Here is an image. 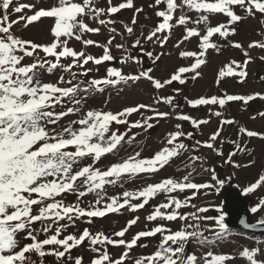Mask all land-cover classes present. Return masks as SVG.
<instances>
[{
  "label": "snow or ice",
  "instance_id": "6c2138e0",
  "mask_svg": "<svg viewBox=\"0 0 264 264\" xmlns=\"http://www.w3.org/2000/svg\"><path fill=\"white\" fill-rule=\"evenodd\" d=\"M125 11L132 14L128 20L123 18ZM12 13L17 14L15 19ZM141 16L145 21L155 17L156 22L149 27L140 22ZM220 16L224 21L213 24L212 18ZM247 19L257 22L258 35L264 38V0H150L146 6L136 0H55L49 5L40 0H0V264H44L47 256L54 257L56 264H232L237 258L245 264H264V240L255 241L251 248L242 247L236 255L208 250L198 256L187 251L193 243L211 249L231 235L222 208H216L218 215L209 216V207L193 201L201 190L224 183L215 167H205L213 162V156L236 169L257 163L244 139L264 141V132L248 129L225 112L230 102L247 105L257 99L264 101V92L224 91L189 98L181 96L184 88L177 85L202 78L201 69L209 63L210 50L221 55L225 47L239 49L245 59L224 64L217 72V86L226 78L245 83L248 65L254 60L250 50H264V39L246 47L230 39ZM44 20L52 21L48 42L24 38L14 30L15 26L28 30ZM178 27L183 28V35L173 46L178 57L188 63L166 78L157 77L158 62L171 52L155 49H164ZM94 35L105 38L95 40L91 38ZM193 39L198 42L196 50L181 48ZM72 41L81 47L70 46ZM90 47L101 49V54L90 53ZM113 49L120 51L119 57ZM259 59L264 62V56ZM126 66L133 70L125 72ZM45 74L57 78L45 82ZM142 81L151 88L147 102H133L115 111L89 105L90 98L114 89L120 94ZM169 89L171 94H162ZM185 106L205 109V116H193L184 111ZM134 114L138 118L130 119ZM72 116L76 118L66 126L60 123ZM257 117L264 119V111L251 119ZM214 118L215 130L206 139L196 138ZM173 120L176 122L161 141L164 146L150 157L135 151L106 169L95 166L102 157H118L124 145L133 144L140 135L134 129L147 133L160 121ZM185 123L191 130H185ZM114 125L124 126L125 131L119 127L113 130ZM231 126L238 129L235 139L223 135ZM225 144L232 146L227 154ZM185 154L189 161L186 174L146 182L119 195L107 194L108 186L123 188L126 182L154 177ZM239 154L249 157L247 163L235 159ZM85 160L91 163L82 164ZM200 171L208 173L213 183L196 182ZM258 189H264V174L243 188V194L248 196ZM67 195L75 200L66 202ZM89 195L94 200H86ZM161 196L145 217L152 227L129 235L140 221L139 215H132L118 231L94 230L96 220L124 211L138 213ZM250 211L264 214V198ZM176 221L182 223L173 230L170 224ZM205 221L214 223L204 225ZM241 223L245 228L257 226ZM258 223L264 226V218ZM80 224L88 226L80 229ZM208 232L212 235H206ZM156 237L159 240L153 252H135L149 247L142 241ZM81 248L91 253L87 259L82 254L73 255V250ZM110 248L121 251L113 255Z\"/></svg>",
  "mask_w": 264,
  "mask_h": 264
},
{
  "label": "rangeland",
  "instance_id": "374dc122",
  "mask_svg": "<svg viewBox=\"0 0 264 264\" xmlns=\"http://www.w3.org/2000/svg\"><path fill=\"white\" fill-rule=\"evenodd\" d=\"M20 3H34L36 0H19ZM55 0H40V3L43 5H49L54 3ZM150 0H136L137 4L147 5ZM31 14V13H28ZM179 14V13H178ZM131 12L125 11L123 13V18L128 20L131 17ZM194 15V14H193ZM17 14L12 13V18L15 19ZM224 17H216L212 18V23L216 24L217 22H223ZM140 22L143 24H147L152 26L156 22V18L153 17L151 21H145L141 16ZM52 23L50 20H44L42 24H37L33 27H30L28 30H24L20 26H15L14 30L18 35H22L24 38L33 39L37 42H48L50 40L49 35V25ZM183 28L178 27L174 30V34L169 40L168 44L164 49H160L157 47L155 49L156 52L165 51L171 52V55H166L162 57L161 61L158 62L154 75L157 77L166 78L171 72H173L177 67L184 66L188 63V61L180 59L178 57V50L174 48V44L182 38ZM260 31V26L257 24L255 20L247 19L242 21L237 28L238 34L230 37V39L234 42H240L245 47L248 43L252 41L264 39L258 32ZM95 40H103L105 37L94 35L91 37ZM119 39V38H118ZM220 43H224L223 41H219ZM197 41L195 39L191 41H186L185 44L181 45V48L186 50H196L197 49ZM70 46L79 49L81 45L78 42L72 41L70 42ZM88 51L92 54L100 55L101 49L90 47ZM113 54L117 57L120 56V51L113 49ZM250 55L254 58L252 62L248 65V77L245 83H239L235 78H226L223 80L219 86L216 84V77L218 70L224 66L229 60H237L243 62L245 57L239 49H235L233 47H225L223 53L221 55H217L216 53L210 50L209 53V63L207 66L201 69L202 78H197L195 81L189 80L185 86L183 87L184 91L181 93V96L187 95L189 98H195L201 95H220L224 91L228 94H251L253 92H264V81L261 80V77H264V62H262L259 57L264 56V50L253 48L250 50ZM150 62L145 61V66H148ZM117 67L120 65L117 63ZM125 72L132 71L133 69L129 67L124 68ZM104 72L103 67H101L100 75ZM57 76H48L45 74L43 79L45 82L54 81ZM151 91L150 85L146 82H140V84L133 89H126L120 94H117L116 90H112L111 92H106L102 97L96 96L94 98H90L89 105L92 107H103L105 110H119L122 106L126 104H131L133 102H147L148 95ZM162 94H171V90H167ZM109 96L111 99H109ZM105 101L107 103L105 104ZM182 102V101H181ZM59 111V107L57 108ZM161 110H165V106H161ZM184 111L193 115L204 117L205 109L200 110H192L187 106L184 107ZM264 111V101L259 99L249 102L247 105H244L242 102H230L226 106V116L230 118H235L239 124L246 126L250 130H256L264 132V119H260L257 117L255 120L251 119L252 116L256 115L257 112ZM75 116L65 118L60 121L61 124L67 125V123L71 119H75ZM138 117L134 114L130 119H137ZM176 121H160V123L154 128L149 130L147 133L142 130L134 129L133 132H140V135L136 137V140L131 145H124L119 150V156L114 157L111 154L102 157L101 161L98 162L95 166L100 167L102 169H106L110 166L111 163L116 162L120 157L126 158L129 154H133L135 151H141L142 157H150L164 145L161 143L163 137L169 131ZM217 126V121L214 118L208 126L202 127L201 132L196 133V138L198 139H206L207 136L215 130ZM119 127L121 132L125 131L124 126H113V130ZM185 130H191L190 126L185 123ZM238 129L236 126L227 127L226 131L223 135L229 139H235L236 133ZM131 135V133H130ZM192 143V142H188ZM244 143L248 145L250 149L254 152V158L257 160V163L248 168H240L236 169L234 167L225 165L223 161L219 158L213 156L211 163L205 165V167H215L217 170V176L220 180H223V185H216L214 189L201 190V195L193 201L199 206L209 207L210 210L206 215L216 216L218 212L216 208H222L226 213V223L229 224L231 235L226 240L217 243L211 249L201 248L199 245L190 244L188 246V252H195L198 256H200L203 252L211 250L215 253H223V254H238L239 250L247 246L249 248L255 246V241L264 240V234L252 233L243 230L238 226V223H235L234 217H238L239 212L244 211L249 214V218L252 222L258 223L261 218H264V214L261 213H252L250 209L255 206L256 203L261 198H264V189H258L255 193L249 194L245 196L243 194V188L247 187L250 183H254L260 174H264V141L253 138L252 140L244 139ZM232 146L230 144L224 145V151L227 154L231 150ZM187 155L184 157L176 159L171 166H166L165 169H162L159 174L154 177H141L134 181H129L124 184V187L121 188L119 185L116 186H108L107 194L111 195H119L124 190H135L141 187L144 183H152L158 182L161 178L167 176H175L180 177L186 174L187 169H185V165L189 163L187 160ZM241 164L247 163L249 157L244 154H239L235 158ZM91 163V160H85L82 164ZM78 167V166H77ZM196 182H208L213 183L211 181V177L208 173L200 171L199 174L195 176ZM207 191V195L203 193ZM88 201L94 200L93 196L89 195L85 198ZM163 199V196L150 201V204L145 207V209L140 210L138 213L129 214L126 211L123 212L122 215L117 214H109V216L104 219H98L95 222L94 230H103L106 233H110L113 231H118L120 228L125 226L128 219L131 218L132 215H139L140 221L136 226H134L129 235L134 234L136 231L144 230L145 227H152V224H149L145 217L151 212V205L159 203ZM75 200V196L67 195L66 202H73ZM193 209H184L183 211H192ZM123 211V210H122ZM236 217V218H237ZM181 221H176L170 224V227L173 230H176L180 227ZM204 225H212L213 221H205ZM38 226V225H37ZM88 225L80 224L79 228L83 229ZM69 231H75L74 229H69ZM206 235L211 236L212 233L208 232ZM43 238V237H41ZM159 237L156 238H148L142 242L149 244L147 249L137 248L135 252L137 254H150L155 250L156 245L158 244ZM121 249L118 248H110V252L113 255H117ZM82 254L87 259L91 253L81 248L80 250H73V255ZM44 264H56L54 257L47 256L44 258ZM232 264H245V260L241 258H237L232 261Z\"/></svg>",
  "mask_w": 264,
  "mask_h": 264
},
{
  "label": "water",
  "instance_id": "95a60500",
  "mask_svg": "<svg viewBox=\"0 0 264 264\" xmlns=\"http://www.w3.org/2000/svg\"><path fill=\"white\" fill-rule=\"evenodd\" d=\"M238 215L239 216H236L237 218L234 217V219L235 223H238V226H240V228L248 232L264 234V226L259 225V223L252 222L247 212L241 211ZM242 220L257 226L254 228H245L244 225L241 223Z\"/></svg>",
  "mask_w": 264,
  "mask_h": 264
}]
</instances>
